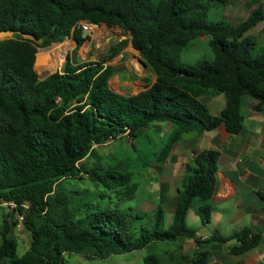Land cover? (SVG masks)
I'll list each match as a JSON object with an SVG mask.
<instances>
[{"label": "trees", "instance_id": "trees-1", "mask_svg": "<svg viewBox=\"0 0 264 264\" xmlns=\"http://www.w3.org/2000/svg\"><path fill=\"white\" fill-rule=\"evenodd\" d=\"M228 1L0 0V30L10 33L0 39V203L15 204V214H6L0 223V264H61L69 252L106 258L179 237L193 238L196 248L173 257L170 264H209L210 241L224 245L226 258L260 246L262 233L247 226L227 236L211 233L203 238L186 225L194 199L207 200L215 190L218 151L211 148L194 152L185 164L167 227L161 204L149 212L151 227L137 229L130 212L97 198L105 190L116 192L118 200L135 198L132 179L165 162L187 133L223 123L234 135L242 129L244 114L264 116V45L256 48L246 34L264 20V13L258 6L238 22L205 19L211 4ZM79 20L129 33L151 75L144 78L143 89L114 91L109 86L112 64H73L68 54L63 67L39 78L34 68L38 49L69 35L75 47L80 45ZM200 35L210 36L212 59L180 62L181 51ZM201 93L224 95L219 114L208 111L197 98ZM164 122L169 123L166 138L154 139L150 129L159 134ZM122 135L131 140L125 157L115 156V150L97 153V146ZM83 160L91 163L90 169L79 165ZM82 172L100 188L96 193L65 186L69 179H85ZM140 210L134 218L148 213ZM17 213L29 238L19 254L12 235ZM195 213L204 226L210 222L207 202L196 206ZM143 264L163 263L147 253Z\"/></svg>", "mask_w": 264, "mask_h": 264}, {"label": "rangeland", "instance_id": "rangeland-1", "mask_svg": "<svg viewBox=\"0 0 264 264\" xmlns=\"http://www.w3.org/2000/svg\"><path fill=\"white\" fill-rule=\"evenodd\" d=\"M258 6L262 7L264 13V0H229L225 5L213 3L207 9L205 19L207 21L226 20L238 22L246 18L250 12ZM263 30L264 20L260 21L246 32L247 35L251 36L255 40L256 48H259V45H264ZM82 35L84 40L77 47H75L76 45L74 40L71 41L67 39L60 42V47L55 46V44H52L49 47H40L38 49V53H43L45 55L43 60L40 63H36L34 66L39 78H43L63 67L66 57L62 55H65L67 52V54L70 55V60L72 62L97 60L103 62L104 64L105 61H107V64H112L114 67V75L110 78L109 84L120 93H125L126 91L137 92L141 89L142 83L138 77L142 76V74L149 70L146 66H144L143 59H141L142 57L139 51L131 46L129 33L118 27H112L105 23H101L98 27H94V32H91V30L84 31L82 32ZM209 38V35H200L194 39L190 45L181 51L179 61L189 64L201 58L212 59L213 54L209 46ZM41 65H45V67L41 68ZM132 76H135L136 78H133ZM214 96H219L214 97L215 100H219V98L222 100L225 98L223 94H216ZM212 109L213 108L211 107L210 110ZM243 111H245V109H243ZM168 132L169 129H166V131H161L158 134L157 131H154L152 128L150 129L151 135L157 140H163L166 138ZM192 134L193 133H187L183 138L187 139ZM130 141V137L122 135L120 138L107 141L105 145L97 146V153L105 154L111 150H115L117 152L116 153L114 151L115 156L118 154L121 158L125 157L129 153L127 151L130 149ZM79 165L82 168L90 169L91 163L88 160H83L82 164L79 163ZM138 167L139 166L136 165V168ZM171 167L172 166L170 164L153 165L146 170L143 175L138 177L135 176L131 181V183L134 182L137 187V191L135 193L136 197L133 199L118 200L119 195L111 190H105L106 194L104 197L97 198L107 204L116 203V205L126 210V212H130V215H128L129 219L132 220V225H134L137 229H139L140 226L150 228L151 224L149 221H151V218L149 217V212L154 211H151L154 206L151 202L154 201L156 193H158L159 184L162 182L161 180H163L166 174H169L167 171L171 172ZM82 174H84L83 176H85V179H69L65 182V186L80 189L89 188L92 192L96 193L100 188L93 187L92 183L86 179L87 174L85 172H82ZM161 176H163V178H160L159 180V177ZM181 184L182 183H180L179 188L182 187ZM200 203L201 199H194L193 205L188 209L185 219L188 227L198 228L201 225L199 216L195 213V207ZM168 208L170 207H165V216L163 217L164 227H167V224L172 221V215H169L167 211ZM140 209H147L145 212L148 213H145L143 217L134 218V214L139 212ZM12 212L15 214V208H12L8 204L0 203V223L6 214H11ZM221 216V214L212 212V218L210 219L211 223L205 225V228L201 231L206 232L208 230L210 233H218L215 231L216 228L214 223L217 218ZM241 222L244 223V220ZM238 224L239 222L236 224V227H239L237 226ZM220 225L224 227V233L231 232V226H226L224 221H222ZM13 233L14 234L12 235L18 242V254L22 253L28 247L29 238L27 234L20 229L19 222L16 227L13 228ZM187 238L190 237H180L181 240L174 239L156 241L147 247L120 254H111L106 258H87L80 253L69 252L65 253L61 264H143V257L147 253H154L159 256L161 263L170 264L172 255L175 258L179 257L181 253L180 246L182 247V250L185 249L187 253L192 251V246L188 243V241L192 239L187 240ZM216 245H218V243L214 241L208 242L209 249L210 247H216ZM221 248L224 250V245H221ZM211 259L212 258L210 257V263ZM237 259V257L226 258V262L234 264Z\"/></svg>", "mask_w": 264, "mask_h": 264}, {"label": "crops", "instance_id": "crops-1", "mask_svg": "<svg viewBox=\"0 0 264 264\" xmlns=\"http://www.w3.org/2000/svg\"><path fill=\"white\" fill-rule=\"evenodd\" d=\"M80 62L83 61H71L73 64ZM149 76H151L150 72L147 71L138 77L142 83L141 89L146 84L144 78ZM152 77V80H154V76ZM110 88L117 91L111 86ZM126 93L136 92L126 91L121 94ZM214 97L219 96L201 93L197 98L206 104L211 114L216 115L223 109L225 98L215 100ZM211 107L213 108L212 110H210ZM160 125L163 126L164 131L169 128L168 122ZM209 148L218 151L215 190L209 199L201 200V202H207L211 206V218L212 212L222 215L214 223L215 231L218 234L227 236L245 226L262 233L260 246L243 256L237 257L238 259L235 260L234 264H264V116L261 114H244L242 129L234 135L230 134L224 124L221 123L213 130L193 133L187 139L182 138V140L177 141L172 147L167 160L163 163L154 164V166L170 164L172 166L171 172H174L167 171L169 174H166L164 178L163 176L159 177V180L160 178H163V180L159 184L158 193L155 192L154 201L151 202L154 204L153 209L155 206L161 204L164 210L162 217H164L165 207H170L167 211L169 215H172L173 220V204L175 205L179 185L182 182L185 164L193 157L194 152ZM242 220H244V223L241 222ZM222 221L225 222L226 226H231L230 233H224V227L220 225ZM171 222L167 225H170ZM238 222L237 226L239 227H236ZM204 228V225L201 223L198 228L193 229L197 231L198 236L205 238V236L211 233L208 230L202 232L201 230ZM177 239L181 240L180 237ZM187 240H190L188 243L192 246L193 251L196 248L193 238L190 237ZM180 248L181 253L186 252L185 249L182 250L181 246ZM173 257L172 255L171 262L173 261ZM210 257L212 258L211 263L209 262ZM208 262L209 264H230L226 262L220 244L216 245V247H210Z\"/></svg>", "mask_w": 264, "mask_h": 264}, {"label": "built area", "instance_id": "built-area-1", "mask_svg": "<svg viewBox=\"0 0 264 264\" xmlns=\"http://www.w3.org/2000/svg\"><path fill=\"white\" fill-rule=\"evenodd\" d=\"M92 24L91 23H89V22H87V21H83V20H81V21H78V23H77V27H80V28H82L84 31H90L91 29H92ZM64 39L66 40H71V41H73V37L71 36V35H69V36H65L64 37ZM64 39H63V41H64ZM62 42V41H61ZM57 47H60V43L58 44V46ZM66 54H67V52L65 53V55H62V56H66ZM1 204H8L9 206H11L12 208H15V204L12 202V201H9V202H6V201H1ZM22 214H19V213H17V218H18V222H19V227H20V221L22 220Z\"/></svg>", "mask_w": 264, "mask_h": 264}, {"label": "water", "instance_id": "water-1", "mask_svg": "<svg viewBox=\"0 0 264 264\" xmlns=\"http://www.w3.org/2000/svg\"><path fill=\"white\" fill-rule=\"evenodd\" d=\"M8 35H10V33H9L8 31H6V30H0V39H3V38H5V37L8 36ZM44 55H45V54L37 53V54H36V58H35V64H36V63H40V62L43 60ZM34 68H35V67H34ZM35 71H36V69H35ZM36 72H37V71H36ZM202 232H203V231H202ZM200 234H201V232H200Z\"/></svg>", "mask_w": 264, "mask_h": 264}, {"label": "clouds", "instance_id": "clouds-1", "mask_svg": "<svg viewBox=\"0 0 264 264\" xmlns=\"http://www.w3.org/2000/svg\"><path fill=\"white\" fill-rule=\"evenodd\" d=\"M79 21H81V20H79ZM83 21H87V20H83ZM87 22H89V23H91L93 26H92V29H91V32L92 31H94V27H98L99 26V24H97V23H93V22H90V21H87ZM78 23V22H77ZM76 27H77V24H76ZM112 27H114V26H112ZM77 28H80V27H77ZM81 30H82V32H84V30L82 29V28H80ZM74 40V39H73ZM63 41V40H62ZM75 41V45L77 44V42H76V40H74ZM61 42V41H60ZM60 42H58V43H56L55 44V46H58V44L60 43ZM38 53V52H37ZM43 54V53H42ZM66 56H67V54H66ZM65 56V57H66ZM144 64V63H143ZM145 65V64H144ZM34 66H35V64H34Z\"/></svg>", "mask_w": 264, "mask_h": 264}, {"label": "bare ground", "instance_id": "bare-ground-1", "mask_svg": "<svg viewBox=\"0 0 264 264\" xmlns=\"http://www.w3.org/2000/svg\"><path fill=\"white\" fill-rule=\"evenodd\" d=\"M45 67V65H41V68H44ZM49 69V68H48Z\"/></svg>", "mask_w": 264, "mask_h": 264}]
</instances>
